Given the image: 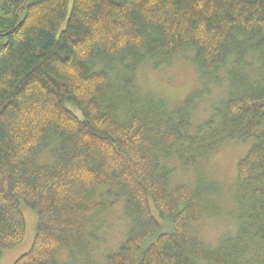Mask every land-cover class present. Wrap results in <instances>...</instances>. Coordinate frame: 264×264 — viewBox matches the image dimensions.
Returning <instances> with one entry per match:
<instances>
[{
	"label": "trees",
	"instance_id": "trees-1",
	"mask_svg": "<svg viewBox=\"0 0 264 264\" xmlns=\"http://www.w3.org/2000/svg\"><path fill=\"white\" fill-rule=\"evenodd\" d=\"M185 53L199 91L141 95L140 68ZM250 140L232 211L201 175L173 184V162ZM21 204L37 225L12 264H264V0H0V256L24 241ZM116 206L127 233L100 259L94 224ZM214 215L235 229L211 247Z\"/></svg>",
	"mask_w": 264,
	"mask_h": 264
},
{
	"label": "rangeland",
	"instance_id": "rangeland-1",
	"mask_svg": "<svg viewBox=\"0 0 264 264\" xmlns=\"http://www.w3.org/2000/svg\"><path fill=\"white\" fill-rule=\"evenodd\" d=\"M189 52L193 54V52ZM190 53H185L176 58L168 67L152 70L150 66L146 65L140 68L136 74V83L141 95L150 93L168 103H174L183 100L192 92L199 91L200 84L190 62L192 57ZM226 95L227 91L224 86L218 89L214 88L209 99L204 103L201 101L197 104L193 113L194 123L203 121L209 106L220 101ZM249 142L251 143L248 141L239 145H225L220 149L221 151L202 159L195 169L182 171L178 163L173 162L171 166L176 169L173 184H186L191 181L194 175H201L205 181L217 183L221 187V192L217 190L218 196L215 197L214 195L213 199H218L216 201V206L219 205L218 210L222 212L229 210L230 212V209L232 210L234 207L228 200V194L232 191L235 180L236 163L248 151ZM21 211L26 222L24 241L17 247L4 250L0 256V264H12L18 257L26 253L32 244L37 225L36 214L23 204H21ZM99 224L101 225L99 230L100 241L93 245L95 247L94 256L101 259L106 255V252L116 250L124 241L128 229V220L123 216L122 207L116 206L105 215L100 216L94 225L98 227ZM198 227V237L213 247L217 244L216 241L219 237L234 231L235 223L230 225L228 219L225 220L223 216L218 215V217L204 219Z\"/></svg>",
	"mask_w": 264,
	"mask_h": 264
},
{
	"label": "bare ground",
	"instance_id": "bare-ground-1",
	"mask_svg": "<svg viewBox=\"0 0 264 264\" xmlns=\"http://www.w3.org/2000/svg\"><path fill=\"white\" fill-rule=\"evenodd\" d=\"M251 141V140H250ZM250 143V142H249ZM251 144H252V141H251V143H250V146H249V149L251 148ZM241 146V145H240ZM245 147V146H244ZM241 149H242V147H241ZM244 149V148H243ZM248 149V150H249ZM204 179V178H203ZM205 180V179H204ZM205 182H207V180L205 181ZM213 184H215V185H217V183H213ZM237 203V202H236ZM219 206V205H218ZM217 206V207H218ZM229 211V210H228ZM230 211H232L231 209H230ZM215 217H216V215H214ZM218 217V216H217ZM194 218V217H193ZM209 218V217H208ZM120 244V243H119ZM123 244V243H122ZM121 246V245H120ZM30 249V248H29ZM93 253V252H92ZM61 257V256H60Z\"/></svg>",
	"mask_w": 264,
	"mask_h": 264
}]
</instances>
